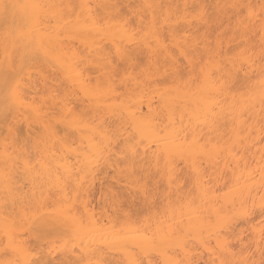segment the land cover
<instances>
[{
	"label": "snow or ice",
	"instance_id": "1",
	"mask_svg": "<svg viewBox=\"0 0 264 264\" xmlns=\"http://www.w3.org/2000/svg\"><path fill=\"white\" fill-rule=\"evenodd\" d=\"M69 37L111 47L78 60ZM0 48V264H264V196L257 222L225 183L238 233L203 167L264 190V149L237 159L257 127L264 144V0H0ZM17 115L36 126L23 142ZM114 158L143 209L114 200L100 224L82 178Z\"/></svg>",
	"mask_w": 264,
	"mask_h": 264
},
{
	"label": "bare ground",
	"instance_id": "2",
	"mask_svg": "<svg viewBox=\"0 0 264 264\" xmlns=\"http://www.w3.org/2000/svg\"><path fill=\"white\" fill-rule=\"evenodd\" d=\"M96 2V0H93ZM113 3L120 4H135L140 3L142 0H111ZM158 2V0H157ZM179 2H184V0H179ZM192 2V0H188ZM211 2V0H210ZM111 47L108 41L98 40L97 44L93 49L85 51L84 44L78 39H73L69 37L66 41V50H68L69 55L76 54V58L79 60L81 57H88L90 54L96 55L100 52H107V49ZM3 58V50L0 48V59ZM91 65L85 63L81 65V68L84 70V75L87 77L90 72L89 68ZM259 106L257 104V110ZM148 109V100L144 101L143 111ZM180 114L177 113L176 119L179 121ZM16 123V128L14 130V135L19 138L21 142L28 138L32 132L35 125L29 126L27 119L23 116L17 115L14 119ZM8 129L7 126L0 121V153L3 152L4 148V137L7 135ZM255 144L250 145L251 150L248 153H245L243 149H238L240 156L237 159H240L241 162L247 160L251 162L253 158L256 161H259V153L264 149V144H261L260 134L257 127L255 135ZM122 164H119L114 158L111 161H100L98 165L94 163L93 170H91L86 176L82 178L83 189L80 192L82 197L81 202H78L77 206L80 212L84 213L86 216L93 217L100 224H105L106 222L111 221L114 208L113 201L117 203L123 202L127 206H131L134 210L143 209L142 201L138 196H136L133 189H129L125 182H122L121 178V168ZM183 165L178 167L177 171L180 172L183 168ZM206 175L204 177L205 181L211 179V184H206V187L210 188V199L214 202V210H221L222 215H234L239 216L238 220L239 227L235 230L236 232H242L244 229L249 228L250 226L244 223L243 212L245 208L241 205V200L238 196V192L230 193L229 188L239 189L247 193L250 191L251 196L254 199L257 206V216L256 221L259 220V204L261 196H264V190L260 188V177L258 173H255V178H249L247 172L244 173V178L239 180V183H236V179L232 177L231 171L228 172L227 176H222L220 172L212 166V164L207 161L203 165ZM220 168L223 169L224 165L221 163ZM252 169H257L258 164L252 163ZM240 176V173L237 172V177ZM229 184V188H225V183ZM219 189V191H217ZM227 194V195H226ZM76 194L73 193V198L75 199ZM211 207V206H210ZM252 207V201H248L247 208ZM187 223V220H186ZM118 258V257H117Z\"/></svg>",
	"mask_w": 264,
	"mask_h": 264
}]
</instances>
